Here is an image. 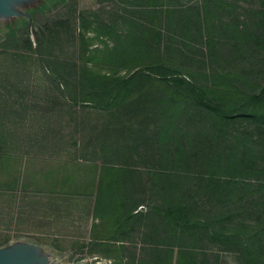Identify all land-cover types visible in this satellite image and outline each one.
<instances>
[{
	"label": "trees",
	"instance_id": "obj_1",
	"mask_svg": "<svg viewBox=\"0 0 264 264\" xmlns=\"http://www.w3.org/2000/svg\"><path fill=\"white\" fill-rule=\"evenodd\" d=\"M136 1L126 5L120 15L124 28L116 30L117 44L104 50L107 62L117 63L114 70L89 65L95 54L89 48L84 52L88 64L81 67L74 59L55 60L44 51L52 49L56 39L64 41L60 28L74 10L66 0L55 15V27H45L48 36H37L34 51L58 70L52 75L64 96L61 106L97 113L100 133L110 142L103 149L105 159L98 181L97 209L105 216L99 214L97 219H108V229L116 234L112 240L124 245L122 235H132L139 228L135 220L147 216V235L165 240L169 264H173L175 249L180 264L183 257L196 258L209 243L220 251L229 246L241 264H264V84L257 91L235 82L197 86L191 79L193 72L183 68L190 58L180 59L177 41L174 47L162 44L164 31L172 27L180 29L184 41L202 38L208 46L217 43L215 33L220 29L224 36L218 44L229 47L231 61H239L243 68L229 76L249 79L248 74L258 70L255 61L264 62V0H191L180 6L173 4L174 0ZM23 15L37 21L28 7L5 15V24L17 44L27 37L28 49L33 50L28 26L18 29L17 21ZM240 16L245 20L240 21ZM85 35L80 34L81 40H86ZM116 66L126 73H118ZM152 96L157 104L152 111L156 118L151 115ZM134 115L143 117L147 127L155 126L157 134L146 136L143 150L145 155L160 159V164L117 162L133 149L131 143L126 147L115 142L119 136L128 142L127 131L122 132L120 124ZM4 162L2 154L0 166ZM144 173L149 182L136 181ZM158 181L162 186L157 194L163 197L152 204L146 200L147 191ZM139 188L142 190L137 193ZM207 203L217 210L212 206L206 209ZM140 206L146 207V212H141ZM156 249L153 254H161Z\"/></svg>",
	"mask_w": 264,
	"mask_h": 264
},
{
	"label": "rangeland",
	"instance_id": "obj_2",
	"mask_svg": "<svg viewBox=\"0 0 264 264\" xmlns=\"http://www.w3.org/2000/svg\"><path fill=\"white\" fill-rule=\"evenodd\" d=\"M190 1L174 0L173 4L180 6ZM68 2L74 10L68 23L60 28L61 33H65L64 41L56 39L53 48L44 51L55 60L74 59L81 67L83 63L88 64L84 52L89 48L95 51L89 65L102 71L115 67L117 63L107 62L104 50L117 44L116 30L122 32L124 28L120 15L125 6L139 1L66 0ZM9 6L14 13L31 7L37 21L26 15L17 21L19 30L28 26L31 50L27 37L16 43L11 28L5 24V15L0 13V158L3 154L5 159L0 166V245L5 248L9 244H31L35 255L44 260L37 264H169L167 246L163 245L165 240L149 239L151 236L147 235V216L135 220L139 228L132 235H122L126 240L124 245L112 240L116 234L112 228L108 229L111 224L108 219H97L99 214L105 216V212L97 209L100 201L98 181L99 168L105 159L103 149L109 147L110 142L100 133L97 113L61 106L64 96L57 90L58 79L52 75L57 68L34 53L37 36L43 39L50 33L45 27H55V15L63 8L62 0L50 3L13 0ZM135 19L147 21L141 16ZM239 20L245 18L240 16ZM172 28L167 33L164 31L162 44L174 47L177 41V49L182 52L180 59L190 58L183 68L193 72L191 79L197 86L207 88L220 83L229 86V82H235L236 86H250L257 91L264 84V62L261 61H255L258 70L248 74L249 79L229 76L243 68L239 61H231L229 47L218 44L224 36L220 29L215 33L217 43L208 46L202 38L190 37L184 41L180 29ZM132 29L137 30L136 27ZM82 33H86L85 41L80 38ZM262 50L264 54V48ZM116 67L118 73H126ZM153 99L155 96L150 99L151 115L156 118L152 111L157 104ZM136 116L120 124L130 141L119 136L115 145L127 147L131 143L133 149L130 155L120 156L117 162L158 165L161 160L145 155L143 150L146 136H156V128L154 125L147 127L143 117ZM139 180L148 183L149 177L144 173L136 179ZM161 186L162 181L150 186L148 202L155 204L163 197L157 194ZM141 190L139 188L137 193ZM209 204L206 209L217 210V206ZM139 210L146 212L147 208L140 206ZM154 248L161 254L154 255ZM226 248L228 250L220 251L218 246L209 243L205 250L198 251L196 258L183 257L180 264H241L239 255L229 251V246ZM178 253L175 249L173 264H178Z\"/></svg>",
	"mask_w": 264,
	"mask_h": 264
},
{
	"label": "water",
	"instance_id": "obj_3",
	"mask_svg": "<svg viewBox=\"0 0 264 264\" xmlns=\"http://www.w3.org/2000/svg\"><path fill=\"white\" fill-rule=\"evenodd\" d=\"M13 0H0V13L11 15L9 3ZM44 260L35 255L34 247L29 243H17L0 249V264H37Z\"/></svg>",
	"mask_w": 264,
	"mask_h": 264
}]
</instances>
